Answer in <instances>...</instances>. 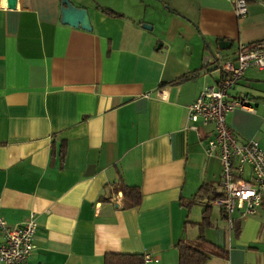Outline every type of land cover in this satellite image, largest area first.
<instances>
[{
  "label": "crops",
  "instance_id": "obj_1",
  "mask_svg": "<svg viewBox=\"0 0 264 264\" xmlns=\"http://www.w3.org/2000/svg\"><path fill=\"white\" fill-rule=\"evenodd\" d=\"M97 1L71 0L88 9L87 31L61 22L62 0H0V215L15 226L35 214L26 264H105L108 253L178 264L177 244L197 243L209 204L203 232L223 249L210 263L264 264V203L229 224L215 203L222 161L206 152L215 124L188 110L222 77L217 54L235 59L264 39V0L241 16L236 0ZM240 93L253 108L228 124L264 149V70L248 68ZM122 183L140 188L138 206L125 205Z\"/></svg>",
  "mask_w": 264,
  "mask_h": 264
},
{
  "label": "built area",
  "instance_id": "obj_2",
  "mask_svg": "<svg viewBox=\"0 0 264 264\" xmlns=\"http://www.w3.org/2000/svg\"><path fill=\"white\" fill-rule=\"evenodd\" d=\"M235 9L238 15H245L248 1L236 0ZM215 58L222 77L205 86L188 110L192 122L202 119L215 124V137L206 150L208 155L218 153L223 166L220 183L224 195L215 203L233 225L237 211L242 217L256 215L264 203V149L257 140L239 142L227 120L236 108H253L250 93L232 95V91L248 68L264 70V39L240 45L235 59L220 54ZM38 226L35 214L15 226L0 215V264H26L35 249ZM151 259L150 254L145 255L146 261Z\"/></svg>",
  "mask_w": 264,
  "mask_h": 264
},
{
  "label": "trees",
  "instance_id": "obj_3",
  "mask_svg": "<svg viewBox=\"0 0 264 264\" xmlns=\"http://www.w3.org/2000/svg\"><path fill=\"white\" fill-rule=\"evenodd\" d=\"M99 8L108 16L121 17L123 15L111 8ZM188 77L189 75L176 82L185 80ZM65 155L66 146L63 145L61 149L63 160ZM120 189L123 192L125 205L127 207L138 206L142 202L143 195L139 187L122 183ZM183 204L190 205V202L183 201ZM211 207L212 204H209L204 210V220L201 223V234L197 239V243L181 240L177 244L178 264H211L210 260L214 253H223V249L208 241L203 232L206 226L212 225L210 216ZM198 244H200L201 247ZM105 264H145V256L140 253H108L105 255Z\"/></svg>",
  "mask_w": 264,
  "mask_h": 264
},
{
  "label": "water",
  "instance_id": "obj_4",
  "mask_svg": "<svg viewBox=\"0 0 264 264\" xmlns=\"http://www.w3.org/2000/svg\"><path fill=\"white\" fill-rule=\"evenodd\" d=\"M17 0H5L7 8H15ZM61 22L76 28H82L91 31L92 24L88 9L76 6L71 0H62Z\"/></svg>",
  "mask_w": 264,
  "mask_h": 264
},
{
  "label": "rangeland",
  "instance_id": "obj_5",
  "mask_svg": "<svg viewBox=\"0 0 264 264\" xmlns=\"http://www.w3.org/2000/svg\"><path fill=\"white\" fill-rule=\"evenodd\" d=\"M110 1H111V0H110ZM97 2H104V3H105V2H106V0H98Z\"/></svg>",
  "mask_w": 264,
  "mask_h": 264
}]
</instances>
